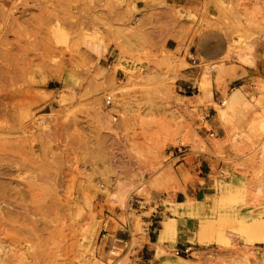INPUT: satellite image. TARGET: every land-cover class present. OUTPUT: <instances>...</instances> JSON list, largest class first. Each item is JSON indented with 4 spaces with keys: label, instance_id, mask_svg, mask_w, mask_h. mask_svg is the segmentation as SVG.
Instances as JSON below:
<instances>
[{
    "label": "rangeland",
    "instance_id": "obj_1",
    "mask_svg": "<svg viewBox=\"0 0 264 264\" xmlns=\"http://www.w3.org/2000/svg\"><path fill=\"white\" fill-rule=\"evenodd\" d=\"M115 1L0 0V264H111L101 231L140 232L134 192L168 207L234 178L238 223L264 216V0H199L204 26ZM255 248L207 264H264Z\"/></svg>",
    "mask_w": 264,
    "mask_h": 264
},
{
    "label": "crops",
    "instance_id": "obj_2",
    "mask_svg": "<svg viewBox=\"0 0 264 264\" xmlns=\"http://www.w3.org/2000/svg\"><path fill=\"white\" fill-rule=\"evenodd\" d=\"M111 3L115 4V0H109ZM125 5L130 3H136L139 10L151 9V5L159 0H121ZM170 8H175L182 20L190 23H200L204 26V19L201 18L199 9V0H163ZM195 41H200V38L196 37ZM199 63V59L196 58ZM229 67V65H226ZM238 67V65H236ZM246 71H248L246 69ZM232 71H223V78L226 79L227 85L231 82L227 78L228 73ZM239 75H242V71H236ZM190 75H184V80H188ZM238 79L232 80L236 82ZM214 93L212 96L208 97V102L213 101L217 104V100L222 97V93H219L216 83ZM227 87V86H226ZM220 97L218 98V95ZM214 95V96H213ZM220 101V100H219ZM210 110L215 111V106L210 105ZM218 180L210 182L208 188L201 194V196L196 199L200 200L201 205L197 206L193 202L188 201L190 199H183L181 201H174L177 207L173 209L172 207H165L161 204V208L158 212V219L153 233L145 237L144 239V249L143 254L147 258L145 264H207L211 256H209L208 251L216 250L218 254L217 259H229L232 253H227L225 251L220 252L221 247H232L233 244L243 248L245 246H255L263 245L257 241L251 240L247 236H238L237 239L231 238L232 232L227 229L225 232L226 242L220 244L216 242V238L213 241H207L206 235L208 230L214 226L230 224L238 221H242L239 210L232 211H220L213 207V202L219 196V192L215 191L213 187L217 185ZM247 198V190H246ZM191 202L190 205H186ZM250 215L253 216L252 222H264V216L261 212H258L250 208ZM248 222V221H247ZM250 222V221H249ZM248 222V223H249ZM218 224V225H217ZM207 228V229H206ZM207 232V233H206ZM122 235V233H120ZM204 237V238H203ZM193 246L201 251L202 254L195 256L194 258L184 259L173 255L172 251L176 248H182L184 246ZM216 259V257H215Z\"/></svg>",
    "mask_w": 264,
    "mask_h": 264
},
{
    "label": "built area",
    "instance_id": "obj_3",
    "mask_svg": "<svg viewBox=\"0 0 264 264\" xmlns=\"http://www.w3.org/2000/svg\"><path fill=\"white\" fill-rule=\"evenodd\" d=\"M193 65L198 66V60L193 59ZM193 89L200 92L197 85L193 86ZM114 97L112 95H107L105 97L104 105L105 110L109 112L114 104ZM202 124H206V118L202 119ZM210 137H215L214 131H209ZM161 208L159 202L149 203L143 196L139 193H131L128 198V214L136 215L141 217L140 232L137 233L133 229L132 225L129 223L124 224L121 227L120 235L119 233H113L106 229L101 231L100 235V247H102L104 252L112 259L111 264H122L127 261V264H145L147 258L143 254V247H140L139 239L140 237L150 236L157 222V215ZM149 212L148 215H143V213ZM255 255L260 259H264V244L259 245L255 248ZM173 255L179 258L189 259L194 258L203 253V251L187 245L182 248H176L172 251Z\"/></svg>",
    "mask_w": 264,
    "mask_h": 264
},
{
    "label": "bare ground",
    "instance_id": "obj_4",
    "mask_svg": "<svg viewBox=\"0 0 264 264\" xmlns=\"http://www.w3.org/2000/svg\"><path fill=\"white\" fill-rule=\"evenodd\" d=\"M100 48H102V50L107 49L104 45L102 46L95 45L96 50H99ZM67 81L68 83H72L74 81V78L72 76H69ZM206 96L210 97L211 93L208 92ZM242 99H243V96L240 93L238 92L234 93L230 98L229 108H233V105L239 104L242 101ZM216 191L219 192V196L215 200L213 207L215 209H219L220 211H232L244 199L243 189L240 185L237 184L234 178H231L228 180L226 179L218 180L217 185H216ZM191 200H188V201H191ZM169 202H170V205H168V207H172L173 209L177 207V204L174 201H169ZM193 203L197 206L201 205L200 201L193 202ZM186 205L191 206V202H188ZM247 220L251 221L247 227H244L243 225H241L240 224L241 222L240 223L234 222V223L225 224V225L217 224L218 225L217 227H214L215 226L214 225L208 230V233L206 232L207 233L206 239L207 241H213L214 238H216V242L225 243L226 242L225 231L227 228H230L233 232H238L241 236H247L251 240L261 239L264 241V225L258 224L255 221L254 222L256 224L253 223L252 218H248ZM254 234H258V237L255 238Z\"/></svg>",
    "mask_w": 264,
    "mask_h": 264
}]
</instances>
